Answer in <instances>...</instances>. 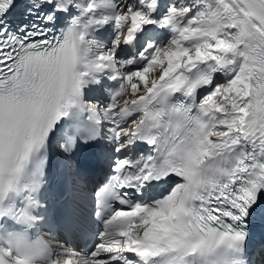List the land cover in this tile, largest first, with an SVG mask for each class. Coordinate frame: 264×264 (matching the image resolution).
<instances>
[{"label":"snow or ice","instance_id":"6c2138e0","mask_svg":"<svg viewBox=\"0 0 264 264\" xmlns=\"http://www.w3.org/2000/svg\"><path fill=\"white\" fill-rule=\"evenodd\" d=\"M17 5L0 0V264H256L264 0H25L13 23ZM54 144L68 170L107 154L91 212L50 199Z\"/></svg>","mask_w":264,"mask_h":264}]
</instances>
